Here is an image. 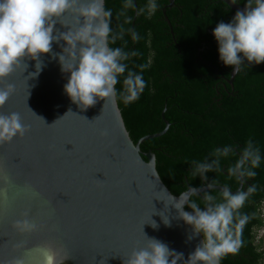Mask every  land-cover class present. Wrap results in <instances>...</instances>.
<instances>
[{
  "label": "water",
  "instance_id": "obj_1",
  "mask_svg": "<svg viewBox=\"0 0 264 264\" xmlns=\"http://www.w3.org/2000/svg\"><path fill=\"white\" fill-rule=\"evenodd\" d=\"M223 1L234 11L245 8ZM172 4L169 0L167 6ZM74 24L73 14L62 16L53 35ZM63 46L62 39L53 41L52 52L40 55L39 72L37 61L25 57L27 67L21 64L0 83L15 85L0 113L17 112L28 125L23 137L0 144V264L18 259L40 264L45 248L56 253V264H124L148 238L187 259L203 237L193 235L174 204L191 186L173 194L160 176L156 155L141 150L142 143L165 134L170 124L134 142L117 97L80 108L64 90L70 73L54 55L62 54ZM237 73L233 68L231 83ZM243 181L231 191L241 190ZM199 189L203 193L207 185ZM23 219L35 223L36 230L14 227Z\"/></svg>",
  "mask_w": 264,
  "mask_h": 264
},
{
  "label": "trees",
  "instance_id": "obj_2",
  "mask_svg": "<svg viewBox=\"0 0 264 264\" xmlns=\"http://www.w3.org/2000/svg\"><path fill=\"white\" fill-rule=\"evenodd\" d=\"M147 2L133 0L136 8L126 10L132 23L124 24L126 16L118 14L125 0H105V8L113 13V31H118L119 25L124 24L140 37L133 41L131 33L125 32L123 40L110 44V47L138 53L125 63L146 82L139 99L125 104L119 95L124 76L119 77L117 100L126 127L137 142L146 135L162 132L166 122L170 124L165 134L142 143L141 150L156 155L160 176L175 195L186 191L188 186L201 188L213 179L218 185L237 190L240 180L229 176L227 171L240 157L236 147L242 153L251 140L260 149L261 163L254 169L256 176L244 178L241 189L246 191L253 184L257 189L240 209L241 213L251 217L243 230V247L238 254H229L220 262L262 264L264 253L255 244V239L256 231L264 225V62L248 64L245 60L235 78V90L229 84L228 90L225 84L234 66L218 63L219 44L208 29H214L220 22L230 23L237 11L223 0H176L177 8H167L171 20L175 18L179 36L176 46L171 47L169 44L173 40L167 34L169 26L163 15L168 0H155L157 9L152 15L145 12L137 16L136 9ZM236 2L245 6L247 0ZM200 47L207 49L202 60L197 55ZM206 60L219 66L220 71L210 70ZM142 64L147 67L141 72L139 66ZM213 75H219L224 81L218 94L214 81L209 80ZM225 147L231 151L218 158L219 170L207 172V180H202L199 175L192 177L193 162L210 163L217 159L213 155L215 150ZM210 194L219 200V190L212 189ZM190 199L201 208L205 207L204 192ZM186 210L192 211L188 206Z\"/></svg>",
  "mask_w": 264,
  "mask_h": 264
},
{
  "label": "clouds",
  "instance_id": "obj_3",
  "mask_svg": "<svg viewBox=\"0 0 264 264\" xmlns=\"http://www.w3.org/2000/svg\"><path fill=\"white\" fill-rule=\"evenodd\" d=\"M232 2L236 3V0ZM135 8L133 0H125L118 16H126L127 9ZM156 9L155 0H148L136 9V15L145 12L152 15ZM69 13L74 16V26L54 36L56 20ZM112 15V10L105 8L104 0H0V83L21 64L27 67L23 63L25 57L37 61L36 69L39 72L42 67L40 55L51 53L53 41L62 39L66 42L63 53L54 55H58L62 70L70 73L64 90L72 102L87 109L95 105L98 98L106 101L115 99L120 76H124L120 98L125 104L136 101L143 93L146 82L141 74L129 70L125 61L138 53L125 51L122 47H110V44H115L118 39L123 40L125 32L131 33L133 41L140 37L134 29L124 26L132 23L131 16H126L124 24L114 32L111 27ZM213 35L219 44L220 59L225 65L234 66L235 73L241 70L245 60L248 64L264 62V0H247L244 10H238L230 23H218ZM139 67L142 72L147 65ZM14 91L15 85L11 83H4L0 87V107L5 105ZM27 131L28 125L22 123L19 113H0V144L11 142L16 136L23 137ZM102 135H107V132ZM230 151L229 147L222 150L217 148L213 153L217 159L210 163L193 162L192 177L199 175L202 180H207L206 173L219 170L218 158L227 156ZM260 163V149L249 140L236 163L227 171L229 176H235L238 180L254 178V169ZM217 185L218 182L213 179L207 184V190L203 191L204 208L190 199L200 193L199 188L190 187L174 204L179 216L192 226L193 235L203 237L201 244L187 259H184L182 252L170 250L165 243L148 238L146 246L134 249L124 264H177V261L182 264H220L225 256L238 254L244 244L243 230L251 218L241 213L240 209L256 192V185L234 193L227 185L220 187L219 200L210 194V190ZM185 204L191 212L184 210ZM14 227L20 231H33L37 225L23 219L15 221ZM153 227H156L155 223ZM13 264H24V261L18 259ZM40 264H56V253L51 248L42 249Z\"/></svg>",
  "mask_w": 264,
  "mask_h": 264
},
{
  "label": "flooded vegetation",
  "instance_id": "obj_4",
  "mask_svg": "<svg viewBox=\"0 0 264 264\" xmlns=\"http://www.w3.org/2000/svg\"><path fill=\"white\" fill-rule=\"evenodd\" d=\"M175 1H176V0H173V4H172V6H171V7H168V6H167V5L169 4V0H168V3H167L166 6L163 8L164 21H165V22L168 24V26H169V33H167V34H168V35L171 37V39L173 40V43H170V44H169V46H171V47L176 46V43H177V40H178L179 36H178V30H176V26H177V24H175V18H173V21L171 20V18L168 16L167 8H171V10L174 9V8H177L178 5H176ZM173 22H174V24H173ZM208 31H209V34H210L211 36H214V35H213V29H208ZM205 50H207V49H205V48H203V47H200V48H199V52H198L197 55L201 58V60L203 59L202 55L204 54ZM206 63H207L208 66H210V70H212L211 68H215L217 73H218V71H220V69L218 68L219 66L217 67V65H215L213 62H210V61L206 60ZM218 63L221 64V65L224 64V63H222V61H221L219 55H218ZM236 76H237V75H236ZM236 76H235V78H236ZM235 78L233 79V82H232L233 84L230 82V81H231V77H230L229 79H227V82H226L225 86H226V88H227L228 90H229V88H228L229 86H230L233 90H235ZM209 80L214 81V88H216V92H217V94L220 93L221 86L224 84L223 78L220 77L219 75H213L212 77H210ZM228 84H229V86H228ZM237 148H238V147H236V150H237L238 154L241 155L239 149H237ZM263 227H264V225H262V228H263ZM262 228H261V229H262ZM261 229H259V230H261ZM259 230H258V231H259ZM260 240H261V239H260ZM257 243H258V241L255 239V244H257ZM258 245L260 246V249H259V250L262 251V252L264 253V248L261 246V241L259 242Z\"/></svg>",
  "mask_w": 264,
  "mask_h": 264
},
{
  "label": "rangeland",
  "instance_id": "obj_5",
  "mask_svg": "<svg viewBox=\"0 0 264 264\" xmlns=\"http://www.w3.org/2000/svg\"><path fill=\"white\" fill-rule=\"evenodd\" d=\"M263 214H264V211H263ZM256 240L258 241L257 244H259V242L261 241V246L264 248V227L261 230L256 231ZM262 264H264V260Z\"/></svg>",
  "mask_w": 264,
  "mask_h": 264
}]
</instances>
